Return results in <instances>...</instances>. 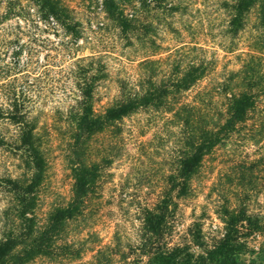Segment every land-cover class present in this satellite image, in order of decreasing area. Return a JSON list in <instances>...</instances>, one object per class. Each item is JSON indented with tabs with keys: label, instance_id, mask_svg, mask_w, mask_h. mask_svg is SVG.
I'll return each mask as SVG.
<instances>
[{
	"label": "rangeland",
	"instance_id": "374dc122",
	"mask_svg": "<svg viewBox=\"0 0 264 264\" xmlns=\"http://www.w3.org/2000/svg\"><path fill=\"white\" fill-rule=\"evenodd\" d=\"M54 1L68 10L72 25L81 26L77 39L51 20H40L31 0H12L16 15L9 14L0 23V67L7 63L10 80L29 89L47 161L34 218L38 226L46 218L48 221L53 208L66 205L71 195L65 114L74 90L73 61L92 56L105 65L108 81L99 85V101L94 106L100 109L117 94L115 81L136 83L139 72L153 81L166 77L171 61L162 59L180 44L202 47L204 60L213 51L219 59L226 55L231 61L222 60L227 69L237 67L232 60L240 52L236 48L243 47L238 43L232 54H226L217 46L219 25L226 19L218 0H165L174 11L146 15L147 38L155 46L144 50L135 40L129 46L116 25L100 13L97 20L86 23L92 16L89 11L98 12L103 0ZM120 7L128 9L126 3L121 2ZM3 8L0 3V11ZM103 23L106 29L96 35L88 30L90 25ZM143 56L159 60L153 72L152 67L139 68ZM207 82V78L199 82L185 99L190 102ZM256 123L252 118L240 125L238 133L205 156L189 189L179 195L166 180L174 169L179 140L176 123L165 122V116L155 112L138 111L127 117L119 125L118 137L98 135L93 144L91 159L98 163L104 157L106 161L100 163L102 183L83 214L63 222L46 255L23 264H146L151 242L157 250L179 248L180 256L188 253L194 259L221 239L225 228L221 217L227 211L249 217L251 228L264 225V134H258ZM0 128L11 131L9 125ZM98 144L110 150L100 154ZM14 165L13 159L0 157V176L17 174ZM10 199L0 188V239L16 233L20 224ZM147 216L154 230L149 228ZM256 230L246 238L252 251L239 255L238 263L254 259L264 264V231ZM10 258L0 264H14Z\"/></svg>",
	"mask_w": 264,
	"mask_h": 264
},
{
	"label": "trees",
	"instance_id": "16d2710c",
	"mask_svg": "<svg viewBox=\"0 0 264 264\" xmlns=\"http://www.w3.org/2000/svg\"><path fill=\"white\" fill-rule=\"evenodd\" d=\"M31 1L37 7L40 20H51L53 25L61 26L75 39L81 35V26L77 23V29L72 25L68 10L56 1ZM121 2L126 3L128 9L121 8ZM0 3L4 5L0 11L1 23L7 15L16 13L12 0H0ZM217 4L226 17L219 25L217 46L226 54H232L238 43L243 46L236 48L240 52L232 60L237 64L235 69H227V65L222 63V60L231 62L226 55L219 59L213 51L204 60L202 47L183 43L162 59L171 61L166 77L153 81L139 72L135 77L136 83L115 81L117 94L109 105L96 109L94 106L100 96L98 87L108 81L105 65L99 57L92 56L71 63L74 90L68 96L72 103L65 114L71 195L66 205L52 209L48 221L46 218L42 226L34 222L47 166L38 120L31 111L28 87L17 84L15 79L10 80L7 63L0 67V125L11 126V131L0 128V157L13 159L14 167L19 171L0 176V188L14 202L12 211L20 221L16 233L0 239V263L8 256L14 264H23L47 254L63 222L81 216L87 201L102 183L103 166L100 163L106 160L102 157L97 163L91 159L94 158L93 144L97 136L110 134L113 138L118 137L121 121L138 111L159 113L165 116V122L176 123L173 125L178 129L179 140L173 160L174 169L166 180L171 190H179V195L189 189V183L204 157L238 133L240 125L256 118L255 128H258V134H264V0H218ZM173 9L165 0H103L98 12L89 11L92 16L86 23L97 20L100 13L103 19L116 25L129 46L132 47V40H135L144 50L155 46L147 38L150 27L146 24V15L157 10L162 11L161 14L169 13ZM105 24L90 25L88 30L96 35L106 29ZM142 58L139 68L152 67L153 72V65L159 60L151 61L148 56ZM205 78L208 82L203 91L197 89L192 100L187 101L186 93L198 87L197 84ZM98 147L100 154L110 150L101 149L100 144ZM236 212L227 211L221 217L225 226L223 236L203 255L192 259L188 253L180 256L179 248L157 250L151 242L146 264H261L254 259L243 263L237 261L239 255L252 251L246 241L247 236H251L249 232L253 228L263 232L264 225L251 228L249 217ZM148 217L149 228L154 230Z\"/></svg>",
	"mask_w": 264,
	"mask_h": 264
}]
</instances>
